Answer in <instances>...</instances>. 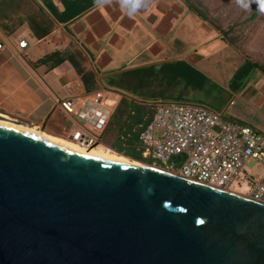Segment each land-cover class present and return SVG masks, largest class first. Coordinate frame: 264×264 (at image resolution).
Here are the masks:
<instances>
[{"label": "water", "instance_id": "95a60500", "mask_svg": "<svg viewBox=\"0 0 264 264\" xmlns=\"http://www.w3.org/2000/svg\"><path fill=\"white\" fill-rule=\"evenodd\" d=\"M0 264H264V204L0 127Z\"/></svg>", "mask_w": 264, "mask_h": 264}, {"label": "crops", "instance_id": "0c3cea01", "mask_svg": "<svg viewBox=\"0 0 264 264\" xmlns=\"http://www.w3.org/2000/svg\"><path fill=\"white\" fill-rule=\"evenodd\" d=\"M0 41V119L69 140L78 122L59 104L80 95L77 81L87 93L83 78L69 61L53 68L52 61L40 62L66 51L80 54L95 90L121 72L185 61L226 88L223 110L231 108V118L264 135V76L255 71L231 92L229 81L245 57L185 0H0Z\"/></svg>", "mask_w": 264, "mask_h": 264}, {"label": "built area", "instance_id": "2783aa9c", "mask_svg": "<svg viewBox=\"0 0 264 264\" xmlns=\"http://www.w3.org/2000/svg\"><path fill=\"white\" fill-rule=\"evenodd\" d=\"M26 45L25 39L18 42L20 49ZM75 90L80 95L59 104L78 122L69 140L85 148L102 144L101 136L122 94L106 88L85 93L81 81ZM148 105L152 118L138 137L143 159L189 181L264 204V135L203 104L157 101ZM252 161L261 170L259 175L246 169Z\"/></svg>", "mask_w": 264, "mask_h": 264}, {"label": "trees", "instance_id": "16d2710c", "mask_svg": "<svg viewBox=\"0 0 264 264\" xmlns=\"http://www.w3.org/2000/svg\"><path fill=\"white\" fill-rule=\"evenodd\" d=\"M259 1L256 0V7L250 18L256 15ZM187 6L191 12L208 22L203 12L193 4L188 3ZM216 30L223 37L228 35L227 32H222L220 29ZM47 61H52L49 65L51 68L64 61H69L75 71L81 74L86 92L95 91L92 74L84 73L80 66L82 58L79 53L75 52L69 55L66 51H55L40 60L41 63ZM255 71H261L264 74V69L259 64L247 58L244 59L229 81V90L231 92L240 90ZM208 81L209 79L203 73L185 61L150 65L107 77L105 88L121 93L122 96L101 136L102 145L131 160L151 164L150 161L142 158L143 147L138 139L139 134L152 118L153 111L148 104L157 101H195L196 94L209 87L207 86ZM198 102L206 105L200 98L196 103Z\"/></svg>", "mask_w": 264, "mask_h": 264}, {"label": "rangeland", "instance_id": "374dc122", "mask_svg": "<svg viewBox=\"0 0 264 264\" xmlns=\"http://www.w3.org/2000/svg\"><path fill=\"white\" fill-rule=\"evenodd\" d=\"M185 1L186 4L191 3L202 11L208 23L215 30L220 29L222 32H227L228 35L224 37L225 40H228L230 46L233 45V49L243 55L244 59L247 58L252 62H256L264 69V9L261 8L264 0L259 1L258 11L253 18L250 17L256 7V0ZM256 73L264 76L261 71ZM208 82L207 86L209 88L197 93L194 98L195 101L197 102L200 98L208 107L219 111L225 118L235 121L229 116L231 108L223 110L229 101V92L225 87L215 84L210 79ZM195 101H187L186 103L196 104ZM222 110L223 112H221ZM98 146L107 147L102 144H98ZM145 164L153 166L152 164ZM245 167L253 176L259 175L261 172L255 161L247 163Z\"/></svg>", "mask_w": 264, "mask_h": 264}, {"label": "bare ground", "instance_id": "6f19581e", "mask_svg": "<svg viewBox=\"0 0 264 264\" xmlns=\"http://www.w3.org/2000/svg\"><path fill=\"white\" fill-rule=\"evenodd\" d=\"M0 127L7 128L10 130L26 133V134H31V135H37L42 138H45L47 140H50L52 142H55L61 146H64L76 153L82 154L84 156L90 157L95 160H99L105 164H111V165H124L128 167H133V168H147L145 163L137 162L135 160H131L113 150H111L108 147H99L94 146L91 148H85L77 144L76 142H73L71 140H64L60 138H55L52 136L47 135L41 130H38L36 128H29L26 126H21L17 125L13 122L6 121L3 119H0ZM151 168L159 169L162 172H167L165 170H162L156 166H150ZM235 194V193H234Z\"/></svg>", "mask_w": 264, "mask_h": 264}, {"label": "clouds", "instance_id": "9594fccd", "mask_svg": "<svg viewBox=\"0 0 264 264\" xmlns=\"http://www.w3.org/2000/svg\"><path fill=\"white\" fill-rule=\"evenodd\" d=\"M261 8L264 9V3L261 4Z\"/></svg>", "mask_w": 264, "mask_h": 264}]
</instances>
